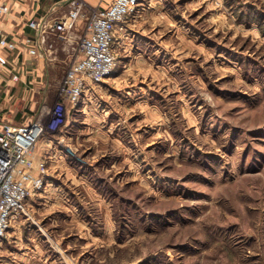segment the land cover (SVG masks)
<instances>
[{"label": "rangeland", "instance_id": "rangeland-1", "mask_svg": "<svg viewBox=\"0 0 264 264\" xmlns=\"http://www.w3.org/2000/svg\"><path fill=\"white\" fill-rule=\"evenodd\" d=\"M75 1L76 26L43 43L71 35L73 56L26 110L62 99L100 6ZM141 9L151 12L129 20L135 50L106 93L67 102L64 123L35 145L44 185L0 240V264H264V0Z\"/></svg>", "mask_w": 264, "mask_h": 264}, {"label": "built area", "instance_id": "built-area-1", "mask_svg": "<svg viewBox=\"0 0 264 264\" xmlns=\"http://www.w3.org/2000/svg\"><path fill=\"white\" fill-rule=\"evenodd\" d=\"M71 2V9L62 15L42 13L28 21V25L38 33L32 52L44 47L50 33H67L76 26L82 16L81 5L75 0ZM143 4L144 0H112L108 6H99L88 23L80 54L72 62L61 86L62 99L52 108L43 103L29 123L0 120V240L15 220L29 215L27 202L31 191L44 185L45 161H39V170L34 171L35 145L46 128L57 129L64 123L67 102L70 108L77 106L90 82H103L116 72L117 29L124 28ZM9 9L8 1L0 0V19ZM0 44L8 48L16 46V42L4 35L1 29ZM6 61V57L0 54V62ZM13 77L18 76L15 74Z\"/></svg>", "mask_w": 264, "mask_h": 264}, {"label": "crops", "instance_id": "crops-1", "mask_svg": "<svg viewBox=\"0 0 264 264\" xmlns=\"http://www.w3.org/2000/svg\"><path fill=\"white\" fill-rule=\"evenodd\" d=\"M7 1L10 9L3 18L0 19V29L4 35L16 42V46L14 48H8L7 46L0 44V54L4 55L7 59L6 63L0 62V120L7 119L18 124H26L34 119L43 104L40 102L37 110H34L32 107L29 108L30 110H26L28 100L36 98V96H38L37 94H40V98L42 99L46 98V91L49 84L55 82L54 80L56 77H59L62 68L65 67L74 52L71 35H59L57 37V41L60 43L59 46L57 45L54 48L48 49L45 47L37 48L36 52H32L31 48L35 46V39L38 36V33L28 25V21L32 17L38 16L44 12L50 14V11H55L57 7L65 4L67 0ZM86 1L92 5L100 6H108L112 2V0ZM141 11L143 10L140 9V11L132 17L135 26L138 23L140 24L139 17L143 16V14L141 15ZM147 11L143 12L148 15L151 11ZM131 24V21L127 22L124 28L117 29L116 48L118 54V66L121 65L123 56L126 57L130 52L132 53L135 50L134 44L137 41H132V31L134 29L132 26L134 25ZM28 38L31 40L29 41ZM123 60L127 65L130 63V59ZM13 73L19 74V77L14 78L12 75ZM114 75L115 74L108 79L114 78ZM103 82H90L85 90L86 95L92 96L93 98L95 94L97 96L101 95L100 91L105 94L106 88L103 85ZM29 83H36V85L34 87L29 85ZM39 84L44 88H41ZM20 100L23 105L17 106V102ZM27 204L29 207L30 197L28 198ZM16 221L20 222L18 219ZM9 255L7 256L8 259L15 258V256L13 257ZM18 255H22L23 258H25L27 253L19 252ZM9 264H12V262H9Z\"/></svg>", "mask_w": 264, "mask_h": 264}]
</instances>
